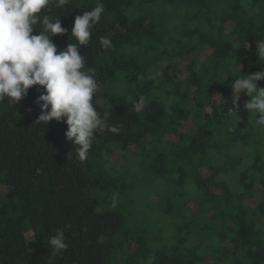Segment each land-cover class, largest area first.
<instances>
[{
	"label": "trees",
	"instance_id": "trees-1",
	"mask_svg": "<svg viewBox=\"0 0 264 264\" xmlns=\"http://www.w3.org/2000/svg\"><path fill=\"white\" fill-rule=\"evenodd\" d=\"M98 2L105 12L79 51L85 69H95L96 110L108 111L120 132L98 134L80 162L63 121L33 123L37 86L16 104L0 101V264H264V198L248 204L264 197V126L244 109L243 92L238 116L227 113L234 80L264 68L256 53L264 0H72L41 14L69 29L51 37L58 51L74 42V17ZM164 5L180 24L169 27L158 13ZM102 36L110 48H101ZM192 51L188 75L179 77V58ZM215 92L224 99L216 106ZM140 96L147 103L137 112ZM188 118L194 131L180 132ZM114 152L126 167L111 161ZM148 183L162 191L160 217L134 208L133 195ZM132 206L136 213H126ZM139 213L150 226L135 231ZM58 228L68 248L54 254L47 242Z\"/></svg>",
	"mask_w": 264,
	"mask_h": 264
},
{
	"label": "clouds",
	"instance_id": "clouds-1",
	"mask_svg": "<svg viewBox=\"0 0 264 264\" xmlns=\"http://www.w3.org/2000/svg\"><path fill=\"white\" fill-rule=\"evenodd\" d=\"M70 3L72 0H0V101L7 99L9 104H16L27 96L32 86H37L40 94L35 103L40 112L33 123L63 121L67 125L64 136L72 145L73 157L83 162L98 134L105 131L119 134L120 127L108 123V111L101 115L96 110L95 69H85V56L79 51L80 46L89 45L92 29L105 12L104 4L98 2L91 10L74 17L70 31L74 42L59 51L51 37L66 34L69 29L62 27L59 16L41 15L51 12L53 7L63 9ZM34 28L39 30L38 34H33ZM99 39L101 48L111 47L109 37ZM256 53L264 62V44H256ZM239 72L238 67L230 76ZM262 79L264 68L235 79L231 84L233 107L227 113L238 116L239 95L243 92L250 98L244 102V109L256 117L257 126H264V87L257 84ZM146 103L145 97L140 96L133 101V108L141 112ZM115 204L114 195L112 206ZM47 246L54 254L68 248L63 228H58L48 239Z\"/></svg>",
	"mask_w": 264,
	"mask_h": 264
},
{
	"label": "rangeland",
	"instance_id": "rangeland-1",
	"mask_svg": "<svg viewBox=\"0 0 264 264\" xmlns=\"http://www.w3.org/2000/svg\"><path fill=\"white\" fill-rule=\"evenodd\" d=\"M161 8V7H160ZM160 12H163V15L164 16H169V18H170V25H169V27H172V26H174V25H178V24H180V22L178 21V13L177 12H175V11H172V9L170 8V7H168V9L167 10H165V5L164 6H162V8H161V10L158 12V13H160ZM161 14V13H160ZM197 51H192L190 54H188L187 56H183V57H181V58H179L180 59V62L178 61V67H179V73H178V76L179 77H184V76H187L188 75V70L185 68V63L186 62H188L190 59L189 58H191V57H193V55L196 53ZM209 52V50H207L206 51V53H208ZM199 56H201L202 58H203V52H199ZM160 73H161V71L160 70H153V75L155 74L156 76H160ZM218 93H213V101H214V106H216V105H218V104H220L221 102H224V99H221L220 97H219V95H217ZM217 95V96H216ZM240 95H242V92L240 93ZM221 96V95H220ZM222 97V96H221ZM223 98V97H222ZM216 100V101H215ZM100 101V104H102V101L101 100H99ZM229 109V108H228ZM210 110H211V107H209V108H207V110H206V112L208 111V112H210ZM253 116V115H252ZM195 126H194V124L192 123V121H191V118H188V119H186L185 121H182L181 123H180V126H179V131L180 132H184V131H187V132H193L194 131V128ZM170 138H171V136H170ZM174 138V136H172V139ZM129 151H136L137 150V146L136 145H131V146H129ZM110 157H111V161L112 162H114V164L115 165H117V167H126V165H127V161H125L124 160V158H123V156H120V155H118L116 152H114L113 154H111L110 155ZM204 175H206V170L204 169ZM149 184V186L146 188L147 189V191H146V189H143L142 190V193L144 194H139L137 197H135L134 195H133V198L135 199V200H139V201H134L135 202V204L136 205H134V208H136L137 210H144L146 207L147 208H149L150 210L149 211H151L154 215H155V213H156V217L157 216H159L158 214L160 213V211L162 210V206L159 204V203H156V201H157V199H159V197H160V195L162 194V191H158V192H156V191H154V189L152 188V184L151 183H148ZM187 187L186 186H184V189L185 190H187L186 189ZM1 189H4V187L3 186H1L0 185V190ZM151 190L152 191H154V192H151ZM211 191L213 192V193H219L220 192V190L219 189H217V188H215V187H212L211 188ZM149 193V198H150V201H149V203H147V200L145 199L146 198V194H148ZM131 195L133 194V193H130ZM142 197V199H140ZM157 198V199H156ZM264 197H263V195H257V196H255V197H253V199H251V201L250 202H248V204L249 205H254L255 204V202L256 201H260V200H262ZM173 202L175 203V204H177V203H179L180 202V199L179 198H174L173 199ZM185 202H187V201H185ZM189 202V201H188ZM133 203H128V205H132ZM192 204V203H191ZM189 205V204H188ZM134 208H133V206L131 207V208H129L127 211H126V213H128V212H133V213H136V211L134 210ZM187 213H189L188 211H185V214H187ZM138 217H137V219H134L135 220V223L133 224V227L135 228V231H136V229L137 230H143V229H145L144 227H146V226H150V224L147 222V220H146V218H144L143 217V215H142V213H139L138 215H137ZM160 217V216H159ZM174 219V217L173 216H171V215H168L167 216V218H166V220L167 221H171V220H173ZM126 221H127V223H129L130 224V222H132V220H129V217H126ZM157 221H159V220H157ZM157 224H158V222H157ZM146 230V229H145ZM131 243V248L130 249H132V250H136V248H137V244H136V242H135V240H134V238H132V240L131 241H129V244Z\"/></svg>",
	"mask_w": 264,
	"mask_h": 264
}]
</instances>
